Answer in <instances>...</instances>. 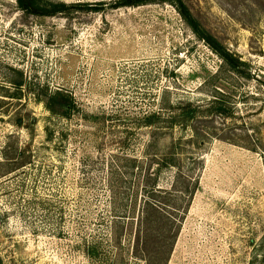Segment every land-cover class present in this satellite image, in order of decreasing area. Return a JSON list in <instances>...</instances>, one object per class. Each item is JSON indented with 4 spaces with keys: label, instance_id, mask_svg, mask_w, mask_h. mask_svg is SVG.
I'll return each instance as SVG.
<instances>
[{
    "label": "rangeland",
    "instance_id": "374dc122",
    "mask_svg": "<svg viewBox=\"0 0 264 264\" xmlns=\"http://www.w3.org/2000/svg\"><path fill=\"white\" fill-rule=\"evenodd\" d=\"M40 1L0 0V264H264V0H183L240 75L168 2Z\"/></svg>",
    "mask_w": 264,
    "mask_h": 264
},
{
    "label": "trees",
    "instance_id": "16d2710c",
    "mask_svg": "<svg viewBox=\"0 0 264 264\" xmlns=\"http://www.w3.org/2000/svg\"><path fill=\"white\" fill-rule=\"evenodd\" d=\"M159 1L162 3L168 2L170 4H173L176 7V9L178 10V12L180 13V15L183 18V20L185 21V23L192 29V31L195 33V35L200 40H203L213 50V52L221 59L223 67L228 68L231 72L240 75V73H241L240 67L242 65H244V62L241 61V59L238 55L228 51V49L221 46L219 43H217V41L214 38H212L209 34H207L202 29L199 21L196 19V17L192 13L191 9L189 8V6H187L183 0H159ZM17 2L19 3V6L22 9L27 10L29 12H33L35 14L52 15V14H56V13L61 12V10L65 8L63 5H54L52 10L48 11L41 4L40 0H17ZM141 3H143V0H127L123 4L138 6ZM55 95L57 97L63 96V94H61V93H56ZM56 96H53L54 98L52 99L51 103L54 104V101H55L54 99H56ZM215 103H217V105L220 104L218 100H215ZM60 106H62L63 108L70 106V103H69L68 99H66V97H62V101L60 103ZM213 108L216 109V112H218L219 114H222L223 116H228V114H229L228 111L226 109H224V107L222 105L215 106V107L213 105ZM149 119H150L149 126H154V125L159 124V122H161L160 117H158L156 115H151ZM195 136H197L196 133H195ZM195 139L196 138L194 137V133H192V136H191V138L188 139L187 143H193L195 141ZM170 160L171 161H168V159H165V160L163 159L162 162L165 165L162 164L161 166H174V167H176L177 163H176L175 159H170ZM181 175L179 177H181ZM183 177H185L184 178L185 181L188 180L189 183H191V176L185 175ZM181 193L185 197L186 196L191 197L193 195V191L190 189L189 185L183 191H181ZM159 206L160 205H159L158 201L149 203V207L152 208L153 212H156V213L161 212V208ZM141 223H142V225H145V226L146 225L148 226L149 224H151L150 215L147 214L144 217H142Z\"/></svg>",
    "mask_w": 264,
    "mask_h": 264
}]
</instances>
